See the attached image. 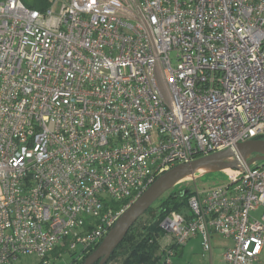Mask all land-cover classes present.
Listing matches in <instances>:
<instances>
[{"label":"built area","instance_id":"2783aa9c","mask_svg":"<svg viewBox=\"0 0 264 264\" xmlns=\"http://www.w3.org/2000/svg\"><path fill=\"white\" fill-rule=\"evenodd\" d=\"M263 136L264 0L0 1V264L82 258L164 173ZM236 171L163 221L162 264L215 235L260 261L264 163Z\"/></svg>","mask_w":264,"mask_h":264},{"label":"water","instance_id":"95a60500","mask_svg":"<svg viewBox=\"0 0 264 264\" xmlns=\"http://www.w3.org/2000/svg\"><path fill=\"white\" fill-rule=\"evenodd\" d=\"M256 163H264V139H251L170 169L124 212L99 247L82 264H107L135 223L166 193L186 178L195 177L201 168L213 167L208 173L226 169L236 171L249 168Z\"/></svg>","mask_w":264,"mask_h":264},{"label":"trees","instance_id":"16d2710c","mask_svg":"<svg viewBox=\"0 0 264 264\" xmlns=\"http://www.w3.org/2000/svg\"><path fill=\"white\" fill-rule=\"evenodd\" d=\"M22 1L28 7L39 10H44L48 6V0ZM258 139H264V136ZM194 192L193 189H182L171 192L167 197L160 199L157 211L151 220L142 225L140 224L142 216L130 229L107 264L121 257L123 258L122 264H162L161 240L168 235L162 227V223L173 212L182 213L185 211ZM154 209L155 207L152 206L146 214L151 213ZM98 247L86 253L82 258H76L72 264H82Z\"/></svg>","mask_w":264,"mask_h":264},{"label":"rangeland","instance_id":"374dc122","mask_svg":"<svg viewBox=\"0 0 264 264\" xmlns=\"http://www.w3.org/2000/svg\"><path fill=\"white\" fill-rule=\"evenodd\" d=\"M57 11H58V9L55 10V12H57ZM173 58H174L173 59V65L176 66L177 61L175 60L174 56H173ZM230 175H234V174H231L226 170L217 171V172H209V173L207 171L204 174H202L200 171L199 173H197V175L195 177H189V178H186L185 180H183L182 182H180L175 188H173L168 193H166L162 198L167 197L171 192H176V191H179L182 189H193V190L198 189V191H203L204 189H209L211 187L226 185L227 183L230 182V178H231ZM157 206H158V202H156L153 205V207H155V209L151 213H147L141 218L140 224L145 225L151 220V218L155 215V213L157 211L156 210ZM188 211H189V209L187 206L186 210L183 211L182 213L187 214ZM214 239H215V241L213 242V246H214V243H218V245L224 244L227 247L230 245V242H228V241L220 242V238H218V237H216ZM199 240H200V238H199ZM199 243H200L199 241L196 242V244H197L196 248L197 249H196V252L194 254L195 260H191L190 256L185 255V257H183V258H173V262L175 261L176 264H197L196 259H199V262H201V264H207L206 259L202 257V250H201ZM216 248L218 250H216L214 253L215 259H214L213 264H220L222 249H220L218 247H216ZM81 251L82 250L80 247H78L75 251H71L68 248H63L62 250H60L61 255H59V252H57V254H53V255L49 256L50 264H72L74 262V260L76 259L75 253L78 254ZM73 254H75V255H73ZM203 255H204V253H203ZM24 263L25 264H43L42 262L38 261L36 258H33V257L27 258ZM122 263H123V258L121 257V258H118L117 260L111 262L110 264H122ZM208 263H209V261H208Z\"/></svg>","mask_w":264,"mask_h":264},{"label":"crops","instance_id":"0c3cea01","mask_svg":"<svg viewBox=\"0 0 264 264\" xmlns=\"http://www.w3.org/2000/svg\"><path fill=\"white\" fill-rule=\"evenodd\" d=\"M0 1H2V0H0ZM216 237L220 238V242H222V241H228V242H230V245L232 244V242L230 240L222 239L218 235H215L214 236V238H216ZM214 238H213V242L215 241ZM198 241L200 242L199 244H200V247H201V250H202V257L206 259L207 264H211L210 260L203 255L202 241H201V239L199 240V238L192 239L185 246H183L182 248L177 249V254H176V256L174 258H183V257H185V255H187V256H190L191 257V260H195L194 259V257H195L194 254H195L196 249H197L196 248L197 247L196 242H198ZM217 245H218V243H214V250H213V258H212V261L214 263V259H215L214 253H215L216 250H218L216 248V247H218V248L222 249V252H223V253L221 252L220 264H225L224 261H223V254H224L225 249L227 248V246H225L224 244L223 245H218V246ZM196 261H197V264H201V262H199V259H196ZM208 261H209V263H208ZM173 263L176 264L175 261ZM256 264H264V250H263L262 255L260 257V261L258 263H256Z\"/></svg>","mask_w":264,"mask_h":264},{"label":"bare ground","instance_id":"6f19581e","mask_svg":"<svg viewBox=\"0 0 264 264\" xmlns=\"http://www.w3.org/2000/svg\"><path fill=\"white\" fill-rule=\"evenodd\" d=\"M213 167H210V166H206V167H203L199 170V172L201 171L202 174L206 173L207 171L211 170ZM226 171H228L229 173L231 174H234V175H230V177H234L236 176L238 173L237 171H232L230 169H226Z\"/></svg>","mask_w":264,"mask_h":264}]
</instances>
